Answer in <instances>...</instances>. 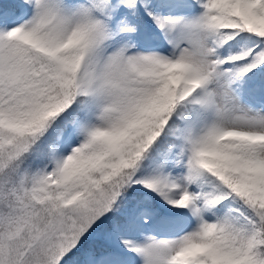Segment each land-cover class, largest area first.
<instances>
[{"label":"snow or ice","instance_id":"snow-or-ice-1","mask_svg":"<svg viewBox=\"0 0 264 264\" xmlns=\"http://www.w3.org/2000/svg\"><path fill=\"white\" fill-rule=\"evenodd\" d=\"M0 264H264V0H0Z\"/></svg>","mask_w":264,"mask_h":264}]
</instances>
